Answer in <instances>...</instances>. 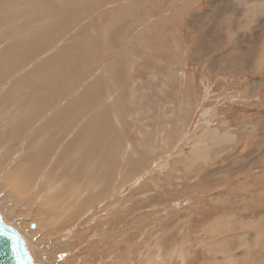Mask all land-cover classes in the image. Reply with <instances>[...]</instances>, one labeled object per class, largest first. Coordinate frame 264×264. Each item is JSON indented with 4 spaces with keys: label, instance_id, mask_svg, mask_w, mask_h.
Returning a JSON list of instances; mask_svg holds the SVG:
<instances>
[{
    "label": "rangeland",
    "instance_id": "1",
    "mask_svg": "<svg viewBox=\"0 0 264 264\" xmlns=\"http://www.w3.org/2000/svg\"><path fill=\"white\" fill-rule=\"evenodd\" d=\"M261 2L0 0V214L35 258L264 264Z\"/></svg>",
    "mask_w": 264,
    "mask_h": 264
},
{
    "label": "water",
    "instance_id": "2",
    "mask_svg": "<svg viewBox=\"0 0 264 264\" xmlns=\"http://www.w3.org/2000/svg\"><path fill=\"white\" fill-rule=\"evenodd\" d=\"M33 228V227H32ZM0 264H33L16 231L0 224Z\"/></svg>",
    "mask_w": 264,
    "mask_h": 264
},
{
    "label": "bare ground",
    "instance_id": "3",
    "mask_svg": "<svg viewBox=\"0 0 264 264\" xmlns=\"http://www.w3.org/2000/svg\"><path fill=\"white\" fill-rule=\"evenodd\" d=\"M257 7L259 8L260 11L264 10V2L258 3L256 5V9H257ZM260 11L258 13H260ZM0 224H2L3 226H7L9 228H12L14 231H16L18 233V235H19V237L21 239V243L24 246V250H26L29 253V258H30L31 263H33V264H42L37 258H35V255H34L32 249L29 247V245L27 244L26 240L22 237V235L19 233V231L15 227H13L12 225L6 223L4 221V219H3L1 214H0Z\"/></svg>",
    "mask_w": 264,
    "mask_h": 264
},
{
    "label": "crops",
    "instance_id": "4",
    "mask_svg": "<svg viewBox=\"0 0 264 264\" xmlns=\"http://www.w3.org/2000/svg\"><path fill=\"white\" fill-rule=\"evenodd\" d=\"M237 55H238V54H237ZM237 55H235L234 52H233V57H234V58H235ZM246 62H247V61H244V63H246ZM257 70H259V69H257ZM258 72H259V71H258ZM233 73H234V76H233V77H240L241 74L246 73V72H244V71H242V70H241V71H238V69L235 68ZM248 73H249V74H250V73L253 74L252 72H248ZM250 237H251V235L249 236V239H251Z\"/></svg>",
    "mask_w": 264,
    "mask_h": 264
}]
</instances>
